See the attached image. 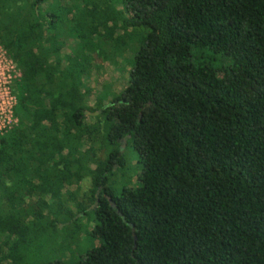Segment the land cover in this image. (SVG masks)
<instances>
[{
	"label": "trees",
	"instance_id": "trees-1",
	"mask_svg": "<svg viewBox=\"0 0 264 264\" xmlns=\"http://www.w3.org/2000/svg\"><path fill=\"white\" fill-rule=\"evenodd\" d=\"M121 1L0 0L21 70L0 136V252H33L80 214L98 245L73 264H264V0ZM107 41L138 46L129 82L86 107ZM123 143L140 173L115 193Z\"/></svg>",
	"mask_w": 264,
	"mask_h": 264
},
{
	"label": "rangeland",
	"instance_id": "rangeland-1",
	"mask_svg": "<svg viewBox=\"0 0 264 264\" xmlns=\"http://www.w3.org/2000/svg\"><path fill=\"white\" fill-rule=\"evenodd\" d=\"M111 1L113 3L111 8L114 6L113 8L115 10L122 11L123 5L121 0ZM117 30V35L120 36L122 30ZM102 45L108 47L105 50L107 56L109 55L108 60L101 62L102 64L99 63V67L96 69L97 71L83 81V86L86 90H89L84 95V105L90 108H94L96 105L109 104L127 87L133 57L138 49V46H132L136 44L130 43L131 51L129 53L113 54L109 48L111 46H109L108 41ZM97 113L95 112L93 115ZM120 149L127 159L126 169L115 172L107 184L115 193L119 192L124 186L131 189L135 188L138 185L137 175L140 173V166L132 148L123 143ZM88 185L89 181L84 179V181L78 184L77 188L73 186L67 189L65 188V190L72 193L74 199L80 200L81 196L86 192ZM76 217L79 219L77 223L60 225V228L65 226L64 232L56 235V239L54 237V240H50L49 243L35 248L33 252H0V264L75 263L89 250L98 245V240L91 236V231L95 225L92 217L80 214ZM62 241H65L66 244L61 245V243L63 244Z\"/></svg>",
	"mask_w": 264,
	"mask_h": 264
},
{
	"label": "built area",
	"instance_id": "built-area-1",
	"mask_svg": "<svg viewBox=\"0 0 264 264\" xmlns=\"http://www.w3.org/2000/svg\"><path fill=\"white\" fill-rule=\"evenodd\" d=\"M21 72L16 63L0 46V136L16 123L14 108L17 104L13 86L20 79Z\"/></svg>",
	"mask_w": 264,
	"mask_h": 264
},
{
	"label": "water",
	"instance_id": "water-1",
	"mask_svg": "<svg viewBox=\"0 0 264 264\" xmlns=\"http://www.w3.org/2000/svg\"><path fill=\"white\" fill-rule=\"evenodd\" d=\"M95 196H96V198H97V196H98V192L96 193V195H95ZM132 231H133V229H132ZM134 240L136 241V238H134Z\"/></svg>",
	"mask_w": 264,
	"mask_h": 264
},
{
	"label": "crops",
	"instance_id": "crops-1",
	"mask_svg": "<svg viewBox=\"0 0 264 264\" xmlns=\"http://www.w3.org/2000/svg\"><path fill=\"white\" fill-rule=\"evenodd\" d=\"M119 12V11H118Z\"/></svg>",
	"mask_w": 264,
	"mask_h": 264
}]
</instances>
